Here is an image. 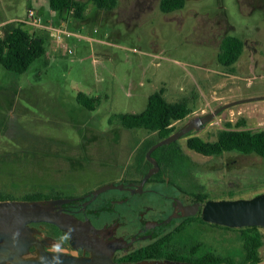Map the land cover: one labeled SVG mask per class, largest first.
<instances>
[{"label":"rangeland","instance_id":"1","mask_svg":"<svg viewBox=\"0 0 264 264\" xmlns=\"http://www.w3.org/2000/svg\"><path fill=\"white\" fill-rule=\"evenodd\" d=\"M78 1L86 4L84 19L68 14L65 22L49 0H0V29L33 10L44 24L81 36L59 42L54 31L26 24L31 33L46 37L47 54L23 73L0 65V192L16 200L49 192L62 181L61 160H135L154 134L125 129L114 118L142 112L161 88L169 101L188 102L189 117L264 96V0H186L183 9L170 14L161 11V0H119L110 12ZM226 35L245 42L234 72L218 60ZM80 92L99 97L100 106L90 111L80 105ZM241 120L242 128L264 130V100L224 110L198 136L215 141L227 122L237 127ZM186 140L180 145L194 163L188 176L210 200L264 193V158L208 157ZM261 232L264 236V228ZM240 235V229L211 231L216 244L229 241L236 260L243 254ZM260 255L264 264V246Z\"/></svg>","mask_w":264,"mask_h":264},{"label":"flooded vegetation","instance_id":"2","mask_svg":"<svg viewBox=\"0 0 264 264\" xmlns=\"http://www.w3.org/2000/svg\"><path fill=\"white\" fill-rule=\"evenodd\" d=\"M190 115L176 121L181 122L179 126H175L176 122L171 125L176 128L174 132L205 114ZM211 122L177 142L198 136ZM59 165L62 181L51 186L45 200H68L58 204L56 211L77 224L78 242L56 224L31 223L35 244L28 257H37L41 250L91 257L92 249L105 248L112 251L114 261L120 264H230L234 258L229 241L219 240L216 244L212 239V229L228 227L203 220V206L210 199L194 186L190 176L170 174L159 165L158 172L141 188L144 177L153 168L148 160H61ZM89 178H94V182L87 181ZM186 180L192 184H185ZM105 186L110 187L95 197V192ZM195 205L199 206L198 211L186 215L189 207ZM65 236L67 240L62 239ZM57 245L59 252L55 250Z\"/></svg>","mask_w":264,"mask_h":264},{"label":"trees","instance_id":"3","mask_svg":"<svg viewBox=\"0 0 264 264\" xmlns=\"http://www.w3.org/2000/svg\"><path fill=\"white\" fill-rule=\"evenodd\" d=\"M99 10L110 12L114 10L119 0H89ZM53 11L58 12L62 21H67L68 16L84 19L86 4L78 0H49ZM186 0H161L160 9L163 13H172L185 7ZM245 49V42L240 37L226 35L220 44L218 53L219 62L230 72L238 62ZM47 54L46 37L31 33L20 21H10L0 29V65L16 73L26 72L32 64ZM165 88L153 93L148 98L146 108L140 113H121L116 115L114 121L128 130H147L154 134L151 139H146L135 160H147L146 153L155 143L174 133L175 127L171 125L185 119L193 110L187 101H169L165 96ZM77 102L90 111H95L101 104L99 97H91L80 92ZM245 121L237 122V129H232L231 122L226 123V128L218 132L215 141L204 140L199 136L190 138L187 146L208 157H220L226 153L241 155H257L264 158V130L242 128ZM152 157L168 173H182L188 176L193 169L192 159L183 152L179 142L157 148ZM5 160H2L4 162ZM201 192V191H200ZM49 192L36 191L23 197L26 201H43L48 198ZM210 199L209 194H204ZM16 200L11 194L0 192V201ZM230 229V228H227ZM240 239L243 245V254L239 260L232 258L230 264H259L262 261L260 249L264 246V236L261 227H245L240 229ZM174 238L171 239H175Z\"/></svg>","mask_w":264,"mask_h":264},{"label":"water","instance_id":"4","mask_svg":"<svg viewBox=\"0 0 264 264\" xmlns=\"http://www.w3.org/2000/svg\"><path fill=\"white\" fill-rule=\"evenodd\" d=\"M264 96L229 102L214 112L190 121L167 138L152 145L146 153V159L153 164L144 177L141 188L146 181L159 170L158 161L152 153L159 147L169 145L181 139L192 130H200L202 126L213 121L224 110L235 105L253 101H262ZM110 186H105L95 192V197ZM68 200L55 201H0V264H120L114 261L112 251L105 248L92 249L91 257H75L66 254H56L39 251L37 257H28L30 248L35 244L31 223L50 222L72 234V239H78L77 224L73 223L64 213L56 211V206ZM186 215L195 214L199 206L189 207ZM203 220L225 226L231 229L245 227L264 228V193L252 198L235 200H208L202 210ZM173 218V217H171ZM170 221V219L168 220ZM76 245V243L74 242ZM80 244V243H79ZM140 264H180L177 261H143Z\"/></svg>","mask_w":264,"mask_h":264},{"label":"built area","instance_id":"5","mask_svg":"<svg viewBox=\"0 0 264 264\" xmlns=\"http://www.w3.org/2000/svg\"><path fill=\"white\" fill-rule=\"evenodd\" d=\"M20 22H22L24 25L28 24L36 28L54 31L56 33L57 40L59 42H63L64 39L73 37V36L81 38L80 35L70 31L68 28L64 26L56 27L50 23L44 24L42 16L39 14H36V12L33 10H30L28 12V17ZM48 24L51 26H47ZM69 52H71V50H69Z\"/></svg>","mask_w":264,"mask_h":264},{"label":"clouds","instance_id":"6","mask_svg":"<svg viewBox=\"0 0 264 264\" xmlns=\"http://www.w3.org/2000/svg\"><path fill=\"white\" fill-rule=\"evenodd\" d=\"M62 239L63 240H67L68 239V237L67 236H65V237H62ZM55 250L57 251V252H59L61 249H60V246L59 245H57L56 246V248H55Z\"/></svg>","mask_w":264,"mask_h":264}]
</instances>
